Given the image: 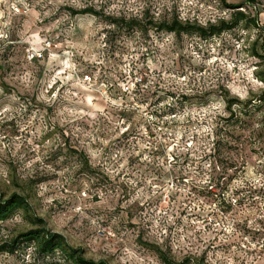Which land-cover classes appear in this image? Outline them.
I'll return each mask as SVG.
<instances>
[{
  "label": "clouds",
  "instance_id": "9594fccd",
  "mask_svg": "<svg viewBox=\"0 0 264 264\" xmlns=\"http://www.w3.org/2000/svg\"><path fill=\"white\" fill-rule=\"evenodd\" d=\"M260 45L264 0H0V264H264Z\"/></svg>",
  "mask_w": 264,
  "mask_h": 264
},
{
  "label": "rangeland",
  "instance_id": "374dc122",
  "mask_svg": "<svg viewBox=\"0 0 264 264\" xmlns=\"http://www.w3.org/2000/svg\"><path fill=\"white\" fill-rule=\"evenodd\" d=\"M259 47L263 48V45H260ZM253 151L255 150L253 149ZM217 188H219V185H217ZM209 195H211V193Z\"/></svg>",
  "mask_w": 264,
  "mask_h": 264
},
{
  "label": "trees",
  "instance_id": "16d2710c",
  "mask_svg": "<svg viewBox=\"0 0 264 264\" xmlns=\"http://www.w3.org/2000/svg\"><path fill=\"white\" fill-rule=\"evenodd\" d=\"M255 47V46H254ZM263 48H264V45H263Z\"/></svg>",
  "mask_w": 264,
  "mask_h": 264
}]
</instances>
